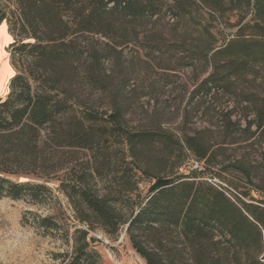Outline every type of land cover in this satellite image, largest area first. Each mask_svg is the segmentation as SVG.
Segmentation results:
<instances>
[{
	"label": "trees",
	"instance_id": "trees-1",
	"mask_svg": "<svg viewBox=\"0 0 264 264\" xmlns=\"http://www.w3.org/2000/svg\"><path fill=\"white\" fill-rule=\"evenodd\" d=\"M3 21L0 199L48 209L22 223L57 264L122 231L145 264H264V0H0Z\"/></svg>",
	"mask_w": 264,
	"mask_h": 264
},
{
	"label": "rangeland",
	"instance_id": "rangeland-1",
	"mask_svg": "<svg viewBox=\"0 0 264 264\" xmlns=\"http://www.w3.org/2000/svg\"><path fill=\"white\" fill-rule=\"evenodd\" d=\"M11 41L12 36L6 22H0V94L6 92L8 79L14 73L9 53ZM50 186L54 189L56 185L50 183ZM59 199L64 203L61 196ZM29 210L41 214L49 213L46 207H36L22 200L0 199V264L58 263L54 253L64 249L61 240L23 224V214ZM66 215H70L68 210ZM92 235L100 239L93 243V248L100 256V264H145L124 231L117 240L95 233Z\"/></svg>",
	"mask_w": 264,
	"mask_h": 264
},
{
	"label": "built area",
	"instance_id": "built-area-1",
	"mask_svg": "<svg viewBox=\"0 0 264 264\" xmlns=\"http://www.w3.org/2000/svg\"><path fill=\"white\" fill-rule=\"evenodd\" d=\"M193 167H197V163H194V164H193Z\"/></svg>",
	"mask_w": 264,
	"mask_h": 264
}]
</instances>
